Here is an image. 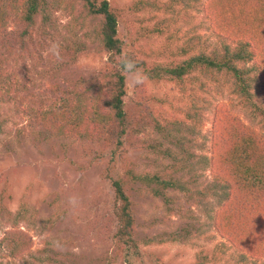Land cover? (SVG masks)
Listing matches in <instances>:
<instances>
[{"label":"rangeland","instance_id":"1","mask_svg":"<svg viewBox=\"0 0 264 264\" xmlns=\"http://www.w3.org/2000/svg\"><path fill=\"white\" fill-rule=\"evenodd\" d=\"M45 1L53 14L49 24L57 25L61 31L77 18L80 24L86 18L82 3ZM108 1L120 16V38L124 44L132 51L135 46H140L142 58L148 61L167 60L165 54H177L178 49L188 43L195 46L194 52L200 51L204 42L209 45V50L219 44L205 11L210 0L193 1L191 9L177 7L182 12L181 20L172 19L162 26V20L172 15L149 8L141 10V2L164 4L170 0ZM17 17L14 14L9 18V33L20 25ZM99 22L100 17H90L86 19L84 28L78 29L77 34L88 42L92 51L68 65L56 56L53 47L41 51L39 57L31 55L19 64L17 51L9 50L16 44L11 39L4 41L5 38H0V65L10 70L12 79L5 82L10 86L0 85L2 91L5 88L12 90L10 102L0 103V264H126L116 254L111 236L108 237L109 227H106V221L113 224L111 218H114L116 207L108 179L112 172L109 161L113 148L104 149L89 139L84 131L79 137L59 138L36 123L45 114L64 115L66 103L68 109L74 107L78 98L76 92L82 93L99 74L109 70L106 52L98 49L95 28ZM156 26L164 32L153 33ZM172 59L180 60L181 57L172 56ZM22 64L25 65L20 69ZM256 74L258 87L251 91L256 95L254 98L240 94L227 78L210 85L200 75L210 86L209 96L199 93L191 76L186 80L189 94L197 92L200 97H207L209 102L203 126L197 135L190 136L194 142L191 149L194 154L213 155L216 119L221 112L228 111L238 116L264 136V90L262 75ZM127 89L131 97L142 95L152 99L154 109L158 110L156 113L171 120H182L185 116L183 109L191 102V98L175 83L167 80L154 82L139 75H130ZM94 90H97L96 84ZM36 115H39L37 120ZM149 138L153 137L147 132L140 135L141 140ZM174 150L179 151L178 148ZM129 156L141 171H152L160 163L168 165L172 162L141 150H130ZM197 174L202 190L211 180V173L199 170ZM131 194L136 238L145 252V264H197L199 256L211 260L218 255L222 256L219 264H264V257L248 263L240 262L239 248L215 228L217 218L212 217L218 209L212 205L214 198L194 191L169 190L167 198L138 189ZM168 199L172 201L168 202ZM24 204H27L29 212L24 219L17 218ZM96 221L100 234L92 231V223ZM17 229L25 232L33 243L32 255L25 258L12 255L14 243L8 234ZM172 234H184L189 242L159 244L161 240L170 239ZM153 238L156 243L148 245Z\"/></svg>","mask_w":264,"mask_h":264},{"label":"trees","instance_id":"2","mask_svg":"<svg viewBox=\"0 0 264 264\" xmlns=\"http://www.w3.org/2000/svg\"><path fill=\"white\" fill-rule=\"evenodd\" d=\"M193 1L196 0H170V3L164 4L143 1L141 10L149 8L172 15L162 20V26L172 19L181 20L182 12L177 7L191 9ZM73 2L82 3L86 18L82 24L77 18L61 31L57 25L49 24L53 14L45 0H0V38H5L4 41L11 39L16 44L9 50L17 51L19 64L31 55L39 57L41 51L51 47L66 65L74 64L81 55L92 51L88 42L77 34L78 29L84 28L87 18H101L95 33L99 51L106 52L108 56L109 70L99 74L82 93L76 92L78 98L74 107L68 109L66 103L64 115L45 114L40 121L37 120L39 115H36L35 119L37 124L56 137H79L84 131L89 139L104 149L113 148L109 161L112 172L108 179L116 202L111 223H116L115 230L114 222L110 224L106 221V227H109L108 237L111 236L116 254L126 264H145V252L136 238L131 194L138 189L149 191L156 197L167 198V192L173 190L202 192L214 198L212 205L218 209L212 217L217 218L215 228L239 248L240 262L248 263L264 257V136L238 116L228 111L221 112L216 119L213 155L194 154L191 151L194 142L190 136L197 135L203 126L209 102L207 97L202 98L197 92L189 94L186 84L191 76L199 93L209 96V84L227 78L240 94L254 98L256 95L251 91L258 87L256 73H261L264 90V0H210L205 11L219 44L209 50V45L204 42V47L194 52L195 46L188 43L180 47L177 54H165L167 60L162 62L148 61L142 58L140 46H135L132 51L124 44L120 38V16L108 0ZM14 14L21 26L9 33V18ZM152 32L164 31L156 26ZM172 56H180L181 59L171 60ZM24 65H20V69ZM9 71L0 65V85L12 80ZM130 75H139L154 82L167 80L175 83L182 93L191 98L183 109L184 118L171 120L161 117L159 112L156 113L158 110L154 109L152 99L142 95L139 98L129 96L127 79ZM95 84L97 90H94ZM5 85L10 86L8 82ZM11 93L10 88L0 89V103L10 102ZM146 132L153 138L141 140V133ZM130 150L147 151L172 162L168 165L160 163L152 171H141L129 156ZM199 170L209 171L212 177L202 190L197 174ZM186 176H189L188 180ZM28 212L27 204L22 205L17 218L24 219ZM98 226V221L93 222L92 231L101 232ZM8 236L14 243V258L32 255L33 243L25 232L17 229L9 232ZM176 241L189 242L184 234H172L170 239L161 240L159 244ZM154 243L153 238L147 244ZM221 261L222 256L219 255L211 260L199 256L197 264H219Z\"/></svg>","mask_w":264,"mask_h":264}]
</instances>
